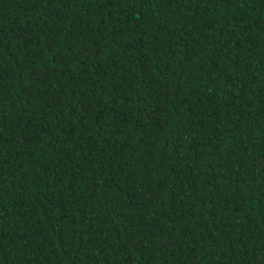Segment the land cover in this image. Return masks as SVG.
I'll return each mask as SVG.
<instances>
[{
  "label": "trees",
  "instance_id": "1",
  "mask_svg": "<svg viewBox=\"0 0 264 264\" xmlns=\"http://www.w3.org/2000/svg\"><path fill=\"white\" fill-rule=\"evenodd\" d=\"M0 264H264V0H0Z\"/></svg>",
  "mask_w": 264,
  "mask_h": 264
}]
</instances>
